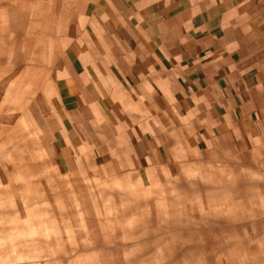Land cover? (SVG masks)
Returning a JSON list of instances; mask_svg holds the SVG:
<instances>
[{"label":"rangeland","instance_id":"obj_1","mask_svg":"<svg viewBox=\"0 0 264 264\" xmlns=\"http://www.w3.org/2000/svg\"><path fill=\"white\" fill-rule=\"evenodd\" d=\"M112 7L0 0V264H264V115L198 145L171 79L135 136L58 109L55 64L104 51Z\"/></svg>","mask_w":264,"mask_h":264},{"label":"crops","instance_id":"obj_2","mask_svg":"<svg viewBox=\"0 0 264 264\" xmlns=\"http://www.w3.org/2000/svg\"><path fill=\"white\" fill-rule=\"evenodd\" d=\"M112 5L100 25L107 48L70 47L55 64L58 109L69 119L99 109L117 136H135L143 121L151 127L158 79L174 80L173 102L202 135L198 145L264 115V0Z\"/></svg>","mask_w":264,"mask_h":264}]
</instances>
